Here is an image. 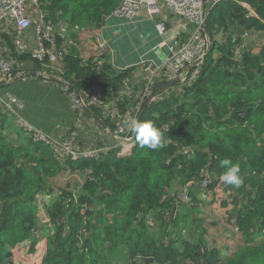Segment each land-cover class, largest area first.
Masks as SVG:
<instances>
[{
    "label": "trees",
    "instance_id": "1",
    "mask_svg": "<svg viewBox=\"0 0 264 264\" xmlns=\"http://www.w3.org/2000/svg\"><path fill=\"white\" fill-rule=\"evenodd\" d=\"M247 2L256 16L233 2H221L209 11L208 50L199 75L183 94L172 88L145 106L158 90L154 88L142 102L136 119L152 121L170 141L159 150L142 149L133 138L101 158L63 164L20 127L25 139L21 142L0 134V264H116L112 259L104 263L102 252L120 247L127 250L124 264H264V44L257 54L250 47L242 48L239 57L234 54L243 46L235 28L264 31V0ZM40 4L48 22L55 23L63 12L97 28L117 0ZM3 38L13 78L18 74L13 65L17 59L32 60L38 71L50 74L29 54L16 53L10 35ZM91 57L84 60L68 53L58 59L72 87L89 85L82 75L94 76ZM131 71L118 72L107 62L99 72L100 84L116 93L125 80L133 83ZM143 77L134 80L133 91L118 103V114L135 106L137 82ZM88 109L115 129L116 120L103 118L100 109ZM7 117L0 111V119ZM223 159L239 164L243 178L239 187L227 185L223 199L244 241L227 257L209 245L203 233L179 224L175 229L166 216L184 201L179 186L200 187L207 175V193L223 184ZM145 257L153 262L143 261Z\"/></svg>",
    "mask_w": 264,
    "mask_h": 264
},
{
    "label": "built area",
    "instance_id": "2",
    "mask_svg": "<svg viewBox=\"0 0 264 264\" xmlns=\"http://www.w3.org/2000/svg\"><path fill=\"white\" fill-rule=\"evenodd\" d=\"M247 1L117 0L111 14L125 16L129 19L140 15L159 16L154 20L155 28L162 38L160 45L164 47L160 67L145 65V76L139 83L137 82L140 85V91L135 106L127 108L123 114H118V103L130 95L135 83L125 80L116 93L101 86L99 72L101 67L109 61L110 51L107 42L100 34L96 37V47L90 58L94 66V76L91 77L90 74L84 73L82 80L89 85L78 90L72 87L69 81L64 80V71L58 59L68 54L67 45L71 46L74 43L65 34L66 30L78 34L86 32L88 28L85 27L87 28L85 29L75 24L67 29L58 21L48 22L40 0H0V83L12 78V64L8 57L4 56L7 47L3 35L8 34L12 37L11 41L16 53H27L33 60L39 61L45 69H49L50 74L42 72L44 80L54 82L61 93L67 96L74 110L82 112L86 108H97L101 110L103 118L116 120L118 124L114 133L117 142L113 145L79 148L75 142V132L57 137L23 117L21 114L23 102L9 92L0 91V111L11 117L32 141L49 147L59 161L101 158L106 151L130 140L132 133L125 126V122L137 117L141 104L152 91V85L160 76V71H162L161 76L165 83L176 79V84L174 83L170 89H176L177 95L183 94L184 90L192 85L199 75L200 66L208 50L204 23L209 11L221 2H233L243 7L249 16H256ZM58 40H61L60 44ZM47 45L48 49H46ZM242 48L244 49L241 46L234 51L237 57L240 56ZM84 64L86 65V62ZM21 75L19 74L18 77L22 81L26 80L27 77H21ZM208 178L209 175L200 181L201 188H207ZM189 190V183L182 186L181 194L184 201L189 199Z\"/></svg>",
    "mask_w": 264,
    "mask_h": 264
},
{
    "label": "crops",
    "instance_id": "3",
    "mask_svg": "<svg viewBox=\"0 0 264 264\" xmlns=\"http://www.w3.org/2000/svg\"><path fill=\"white\" fill-rule=\"evenodd\" d=\"M135 18H151L156 20L159 16L146 17V15H140ZM93 31L94 30L91 28L86 32L76 35L78 45L76 44V40L72 44L74 48L72 54L74 56L84 59L93 54L96 45L92 44L89 39L94 38ZM161 41L162 38L158 42L159 49L161 48ZM258 49L253 52V54H257ZM158 54L161 61L164 49L158 51ZM4 56L8 57L7 53H4ZM214 56L219 57V54L215 52ZM108 59L112 69L116 70L117 68H115L112 61L111 50ZM13 63L18 74L15 76L14 80L9 82L7 86L1 90L12 93L23 102V109L21 110L23 117L45 132L57 137H63L70 132H75V142L79 148L116 144L117 139L113 130L114 127L110 129L103 120L91 113L89 109H85L79 112V114L72 111L74 109L70 107L71 104L66 95L61 93L54 82L44 80L43 73L36 69V65L32 60L17 59L14 60ZM145 63L146 62L138 66L129 67L133 68V72L131 71L129 73L131 81L140 80L145 75L143 65H150ZM158 67H160V65ZM19 74H24L27 77L26 80L22 81L21 78L18 77ZM19 131L20 133L17 139L16 135ZM22 133V130L15 124V121L11 117L8 116L7 118L0 119V134L6 135L11 142L17 143V141L21 142L25 140ZM180 187L177 191H179ZM226 187L227 185L225 184L217 183L212 192L208 193L199 186L190 187L191 195L188 202L181 200L178 207L174 206L173 212L167 218L170 222H173L175 229H178L179 224L180 227H184L187 231L196 230V233H203L209 245L218 247L223 257L233 254L244 242L242 236L237 232L233 220H230L227 215V211L231 207L229 203L223 201ZM203 205H206L207 208L211 207V211L206 220L209 223H204L205 220L202 216H205V207ZM178 216H181L180 220H176ZM229 224H232L231 227ZM208 225H211V227ZM155 234L158 235L159 233ZM233 239L240 240L237 247L229 254H225V248L228 245L231 246L234 244ZM126 262H128V259Z\"/></svg>",
    "mask_w": 264,
    "mask_h": 264
},
{
    "label": "rangeland",
    "instance_id": "4",
    "mask_svg": "<svg viewBox=\"0 0 264 264\" xmlns=\"http://www.w3.org/2000/svg\"><path fill=\"white\" fill-rule=\"evenodd\" d=\"M57 21L63 26H65L67 29L75 25L74 21H78L81 24H84V25L78 24V26L83 27V28L87 27L88 29H91V27L89 28V26H92L93 27L92 29L94 30L93 31L94 38H89V39L91 40L92 44H96V37L99 36V34H101L102 39L105 42H108L109 44V51L111 50L112 52V61L114 63L115 68H117L116 70L118 72L124 68L126 69L129 67L138 66L141 63L140 61L141 59H143L142 62H146L145 64L154 65L156 67L160 65V58L158 56L159 55L158 51H155L152 45L157 44L161 40V36L158 35V32L155 28V21L151 18H147V19H143V18L141 19L132 18L131 19L130 18L129 19L125 16H118V15H114L110 13L107 15V17L104 18L102 25H100L97 28H94V26L91 24L89 25L87 21H83L80 19L76 20L75 17L69 16L63 12H59V20ZM147 28L149 29V31H147L148 30ZM113 31L118 34H116V36L113 38V41H111L110 43L109 40H110V36L113 33ZM73 32L71 30L70 32L66 30L65 34L68 35V37L70 38L72 42L76 40V44L78 45V39L76 38L77 34ZM235 33L240 38L243 44V47L245 48L250 47L251 48L250 51L252 53L255 52L259 48V46L264 44V31L262 32L256 31V30L245 31L242 28H235ZM150 35L152 36V38H150ZM219 38L223 39V33L220 34ZM67 47H68V52L72 53L74 50L73 46L72 45L70 46L68 44ZM127 49H128V53L131 54L132 60L127 61V63L123 65L118 62V56L122 53V50H127ZM222 51H223V48H222ZM10 64H12V62ZM23 76L25 75L22 74L21 77ZM14 79L15 78H13V75H12V78L9 80V82H11ZM161 80H162L161 77L160 79L156 78L154 84L152 85V90H154V88L158 89L161 85H163L161 84L162 82H159ZM72 111L79 114V111L77 110H72ZM131 139L132 137L130 138V142L132 143ZM54 157L56 161L62 162L63 164H66L68 161H71V160L59 161L56 159L55 154H54ZM76 161H80V160H76ZM68 178H72V175H69ZM190 187H192V185ZM180 188H182V186ZM204 207H205V210L204 208L203 210H204L205 216H202V217L205 220L204 223H209L206 220L211 211L210 210L211 207L207 208L206 205ZM166 215L168 217L170 216V214L168 213ZM231 225L232 224H229L230 227ZM208 226L211 227V225H208ZM209 229L212 230L211 228ZM217 237L219 238V236ZM239 241L240 240L233 239V242H234L233 245L230 246L227 244L228 246L225 248V254H229L230 252H232L234 248L237 247ZM102 257L104 259V263H107V260L112 259L113 263H116V264H124L128 259L127 250L121 247L114 250V252L108 249H105L102 252Z\"/></svg>",
    "mask_w": 264,
    "mask_h": 264
},
{
    "label": "clouds",
    "instance_id": "5",
    "mask_svg": "<svg viewBox=\"0 0 264 264\" xmlns=\"http://www.w3.org/2000/svg\"><path fill=\"white\" fill-rule=\"evenodd\" d=\"M125 126L133 134L140 148L159 150L165 143L170 142L164 139V134L160 128L155 126L152 121H143L132 118L125 122ZM220 166L225 169L221 174L220 180L225 185L239 187L243 183L239 164L233 163L229 159L220 161Z\"/></svg>",
    "mask_w": 264,
    "mask_h": 264
},
{
    "label": "water",
    "instance_id": "6",
    "mask_svg": "<svg viewBox=\"0 0 264 264\" xmlns=\"http://www.w3.org/2000/svg\"><path fill=\"white\" fill-rule=\"evenodd\" d=\"M147 29H148V28H147ZM147 31H149V29H148ZM204 31H205V32L207 31V23H206V21H205V23H204ZM116 34H118V33H116V32L113 31V33H112L111 36H110V40H109L110 43H111V41H113V38L116 36ZM149 34H150V33H149ZM100 35H101V34H100ZM101 37H102V36H101ZM150 38H152L151 35H150ZM152 40H153V39H152ZM107 44H108V42H107ZM158 44H159V43L152 45V47L154 48V50H155V51L163 50L164 47H161V48L159 49V45H158ZM107 46H108V49H109V44H108ZM129 50H130V48H129ZM129 60H132V57H131V54L128 53V49H127V50H122V53L118 56V62L124 65V64H126L127 61H129ZM142 60H143V59L140 60V61H141L140 64H143V63H144V62H142ZM140 61H139V62H140ZM8 83H9V81H7V82H1V83H0V89L5 88V87L7 86ZM174 83H176V79L171 80V81H168V82L164 83L162 86H160V87L158 88V90L155 91V92H154V93L148 98V101H147V103L145 104V106L151 101V99L155 98L156 96H158V95H160L161 93H163V92L167 91L168 89H170V88L173 86ZM145 106H144V108H145ZM144 108L142 109V111L144 110ZM142 111H141V112H142ZM141 112H140V115H141ZM140 115H139V116H140ZM133 138H134V136H132V139H131V140H133ZM144 261H149V262L152 263V262H153V259H152L151 257H146V258H144Z\"/></svg>",
    "mask_w": 264,
    "mask_h": 264
}]
</instances>
